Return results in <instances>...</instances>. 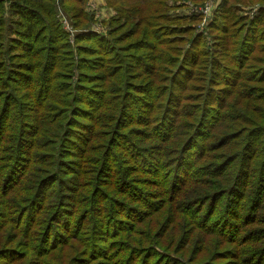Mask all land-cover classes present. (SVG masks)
<instances>
[{"label": "trees", "instance_id": "obj_1", "mask_svg": "<svg viewBox=\"0 0 264 264\" xmlns=\"http://www.w3.org/2000/svg\"><path fill=\"white\" fill-rule=\"evenodd\" d=\"M85 1L0 0V139L7 134V115H14L15 111L19 114L18 104H15L17 89L27 96L23 104L30 99L33 106H39L33 113L21 114L37 119L35 126L28 123L21 132L31 138L16 134L4 155L9 157L0 160V203L1 195L7 191L23 186L27 193L18 210L7 199L0 205V214L6 217L0 221L1 228L9 222L17 232L27 235L26 238L31 240V251L37 257L33 264H42L39 256L52 254L57 248L64 249L60 247L64 239L54 244L55 237L71 230L65 235L72 236L73 231L88 232L85 236L89 242L84 253L75 250L79 258L74 256L73 261L77 264L88 263L96 256H101L100 262H108L116 251L117 255L122 253L118 264H143L144 256L158 259L153 246L142 247V255L135 258L129 244L115 239L120 233L135 231L140 223L142 226L143 216L150 215L153 210L139 211L132 207L136 202H130L123 206L122 219L111 212L98 227H85L84 223H76L72 218L83 220L88 213L86 209L74 207L64 214L63 201H57L50 210L52 217L42 219L39 215L50 208L43 204L44 201L53 198L46 190H59L68 177L62 178L58 185L55 168L43 173L39 171L33 181L22 184L34 164L43 161L40 158L43 152L38 153L41 144L50 145L51 137L56 141L61 121H67L65 116H59L56 121L51 118L57 110L55 106L75 102L83 96L74 93L68 83L76 68L79 79H83L78 88L89 89L93 101L99 103L96 109L104 111L98 123L103 138L114 127L118 133L113 134L112 141L118 136H126L133 125L128 124L125 128L121 125L125 122L123 118L132 113L136 128H146L150 136L159 140L158 147L165 149L171 144L168 139L175 136L176 117L183 115L191 119L187 125L189 133L177 149L174 147L172 155L165 162L145 157L141 164L148 169L143 171L155 177L158 193L174 204L188 185L195 186L194 192L201 188L199 185L219 186L200 199L189 198L192 202H187L186 211L190 206H194L195 211L196 206L200 207L201 210H197L203 212L195 220L196 225H200L206 234L220 235L221 243L239 241L232 233L242 236V227L264 222V154L254 145L250 155L244 153L254 135L264 132V124L248 127L252 124L249 123L252 118L248 116L251 101L260 98L264 102V97H258L256 93L258 88L264 89L257 85L264 83V0H222L205 27L206 34L214 41L211 47L207 46L206 34L194 33V24L199 22V17L194 13L188 17H170L168 0H113L116 14L106 21L108 30L103 34L84 31L81 22L90 19L83 11ZM255 1L261 5L252 18L239 12V4ZM57 5L69 13L77 30L73 37L75 52L55 18ZM86 41L92 45L82 44ZM85 54L95 57H83ZM73 57H78V62L74 63ZM95 69L103 74L86 72ZM191 88L197 90V96L189 97ZM38 93L42 98L35 103ZM230 96L234 98L231 100ZM262 137L264 140V134ZM193 146L195 151L191 149ZM21 148L24 149L19 154ZM140 148L144 149L139 147L135 152H142ZM171 150L164 151L168 154ZM21 160L28 164L23 166ZM251 178L256 182L250 183ZM224 182L228 184L223 187ZM132 199L144 203L139 196ZM219 205H226L225 211L214 215L216 212L212 207ZM135 215L138 216L133 223L124 225L127 217ZM65 218H69L68 224L63 221ZM59 226L61 230L55 233L54 227ZM101 231L107 233L99 235ZM250 231L253 235L241 242L243 247L240 249L224 246L218 250L220 257L231 258L226 264H264V246L253 250L247 248L249 244L264 240V229L259 232L257 227H252ZM146 238L152 239L150 231ZM114 239L118 243L110 245ZM35 241L38 242L36 245ZM109 246L110 250L104 252ZM1 249L0 264H13L26 256L17 248ZM209 249L210 246L200 252L209 254ZM195 264L215 263L213 259L209 262L205 259Z\"/></svg>", "mask_w": 264, "mask_h": 264}, {"label": "rangeland", "instance_id": "obj_2", "mask_svg": "<svg viewBox=\"0 0 264 264\" xmlns=\"http://www.w3.org/2000/svg\"><path fill=\"white\" fill-rule=\"evenodd\" d=\"M109 2H111L112 5ZM221 2L222 0H168V14L170 17H188L186 14L187 8L194 7L200 9L207 6L209 9L206 11V14L210 13L205 17V20L208 23V21L211 20L215 9ZM239 5L240 9L243 11L257 6L259 8L261 4L258 1H255ZM113 6V0H86L82 7L83 11L90 15V19L87 22H81L85 26L84 31H95L100 34L106 32L108 30L106 21L116 14V9ZM194 14L200 19L199 22L196 21L194 24V33H202L205 35V27L208 24L203 25L204 14L197 11ZM55 18L57 22L60 23L62 30L68 36L70 46L75 52L76 44L73 42V37L77 30L73 27L71 16L57 5L55 7ZM204 38L207 41V46L211 47L214 41L209 34L207 33ZM82 44L92 45L88 41L83 42ZM90 53H92V51ZM89 55L91 54H85L83 57H95ZM214 58H219V56H215ZM73 59L74 63L78 62V57H73ZM208 59L209 61L211 60L210 58ZM86 72L87 74H103L102 71L97 69L94 71L87 70ZM79 78V72L74 68L68 83L74 93L83 96L79 97L75 102H70L61 105L60 107L55 106L57 110L51 114V118L56 121L59 116H65L67 121L65 122L64 119L61 121V130L56 141H54L55 138L51 137L48 140L50 145L45 146L41 144L38 153L43 152L40 157L43 161L39 164H34L31 168V174L28 175L22 183L25 185L30 181H33L34 177L39 175V171L43 173L42 171L55 168L56 173H58L57 176H55L57 177L58 185L63 181L62 178L68 177L65 181V185H61L59 190H46L47 193H49V196L53 198L44 201L43 204L50 208L39 215V217L42 219L52 217V215H50V210L51 207H53V203L63 201L61 208H63L64 211L62 213L66 214L67 210L70 211L74 207L78 209H86L88 213L83 220L80 221L79 217L75 219L72 218V220L76 223H84L86 225L85 227L92 225L98 227L103 219L106 218V214L108 215L111 212L115 217L122 219L121 211H123V206L125 204L128 205L130 202H136V204L132 206L135 207V209L141 211L146 208V210L153 211L150 215L143 216L142 221L144 222L142 226H140V223L136 226L137 229L135 231L128 232L127 234L120 233V235H116L115 239L120 243L129 244L131 247L130 252L135 258L142 255V247L153 246L156 255L158 256L157 261L154 259H148L147 256H144L142 259L143 264H157L158 262L159 264H167L169 262L170 264H195V262L203 261L205 259H207L208 262L213 259L215 264H226V262L231 261V258L229 256L228 258L220 257V254L218 253L219 249H223L224 246L232 249H240L243 247L241 242L253 235L252 231H250L252 227H257L259 232L264 229V222L259 221L249 227L244 226L242 227V236L232 233L239 237V241L234 243H221L220 235H209L202 231L200 225H196L195 220L198 219L203 211L199 213L201 208L198 206H196L197 212L194 210V206H190V210L186 211V207H188L187 202H192L189 198L197 197L196 199H200V197L218 189L219 186L213 187L209 184L199 185L201 188L194 192L193 190L195 186L191 184L185 188L181 196L176 197L175 204L173 202L165 201L163 194L158 193L160 190L156 186L157 182L155 181V177H151L148 173H144L143 169H148V167L141 163H143L145 157H151L152 159L156 158L158 162H165L166 159L172 155L174 149H177L180 143L186 138L190 129L187 125L190 123L191 119L186 118L183 115L176 117L178 119V125L176 132L174 133L175 136L168 139L171 141V144L165 148L172 149L168 154L165 153V149H160L158 147L159 140L150 136V134L146 132V128L144 130H138L136 128V120L133 118L134 116L132 113L127 114L123 118L125 122L121 125L122 128H125L128 124L133 125L126 136H118L112 141L113 134L118 133L117 128L114 127L108 134H105L106 138H103L98 123L102 119L101 113H104V111L98 108L96 109V106L99 103L97 104L93 101V96L89 89H86L84 86H80V89L78 88L79 83L82 84L83 82V79ZM257 85L264 86V83H258ZM194 87L196 88V86ZM195 88L189 89V97L198 95ZM16 92L18 93V97L15 104H18L19 114L15 111L14 115L8 114L6 117L5 124L7 126V134L4 139H0V155H2L0 160L2 157H9L4 155L7 153L10 143H13L16 134L18 137L22 136L26 139L31 138L26 132H23L21 135L22 129L25 125L28 123H31L32 126L36 125L37 119L33 120V117H27V114L22 116L21 114L24 112H28V114L33 113L37 111L39 106H33L30 99L26 104H23L22 101L27 96H25V93H23V90L21 89H17ZM256 93L258 97H264V89L258 88ZM36 97L37 99L35 98V103L42 98L39 93ZM232 98L234 97L230 96L231 100ZM189 101L191 102L192 100ZM248 107L251 109V111L248 112V116H251L250 118H252V122H249L252 124H248L249 129H251L250 125L264 124V102H261L260 98H258L257 100H252ZM262 134H264V132H257L256 135H254L252 143L245 148V155L251 154L252 145L255 146V149H261L259 152L264 154V140ZM101 140L104 141V143H100ZM111 141L112 143L110 144ZM153 146H155V148H152ZM139 147H144V149L140 148L143 149L142 152H135ZM23 149L24 148H21L19 154L23 152ZM191 149L195 151L194 146L191 147ZM20 162L23 166L28 164L25 160H21ZM198 165H200L199 162ZM0 167L2 166L0 165ZM262 177L264 178V174H262ZM251 179L248 180L250 183L251 181L253 183L256 182L255 179ZM227 184L228 182H224L223 187ZM133 188L137 189V191H133ZM26 195L27 193L24 191V187L21 186L17 190L3 193L1 195V201L3 203V201L7 199L6 201L15 206V210H18L21 208ZM58 195L59 199L57 200ZM133 196H139L144 203L135 201L134 199L130 200ZM159 201L160 204L157 205ZM2 203H0V205ZM225 206L219 205L212 207V209L214 208L213 211L216 212L214 215H219L220 211H225ZM134 211L135 210H126V212ZM153 213H155L154 216H152ZM214 215L211 216V219L214 218ZM137 216L138 215L127 217L124 225L133 223ZM5 218L6 217L0 214V221ZM156 218L157 222H155ZM152 219H154V221H152ZM32 220H35L34 217H32ZM63 221H65V224H68L69 218H65ZM77 227L78 225L76 228ZM233 229L238 231L236 227ZM53 230L56 233V231L61 230V226L58 228L54 227ZM71 231H66V233L70 234ZM147 231L151 232V240H146V236L148 235ZM86 233L88 232L79 233L78 231H73L72 236L59 234V236L55 237L57 241H54V244H57L58 241L64 239V242H62V245L60 246L64 247V249L57 248L52 254L39 256L38 260H40L42 264L74 263V256L79 258L78 253H84V249L88 246L87 243L89 242V239L86 240L88 237L85 236ZM106 233V231H101L99 235H104ZM26 236L25 233L22 234L21 232H17L9 222L5 228H1L0 226V247H11L12 249L17 248L19 251H22L23 254H26L25 258L18 260L13 264H33L37 260L35 254L31 251V240L26 238ZM37 236L38 234L36 237ZM105 240L106 238L104 241ZM116 240L110 242V245L118 243ZM37 243V241L34 242L35 245ZM67 244L68 247H65ZM209 246V254L200 252L201 249ZM259 246H264V240L249 244L247 248L253 250ZM1 248L0 251L2 250ZM75 250H78L77 255ZM109 250L110 246L107 247L104 252H108ZM6 255L8 256V254ZM100 257L101 256H96L93 257V259L89 257L91 260H89L88 263L82 264H118V260L122 257V253L117 255L116 251L108 262H100ZM190 259H193L192 261L194 262H191ZM76 261L78 262V260ZM166 261L169 262L165 263Z\"/></svg>", "mask_w": 264, "mask_h": 264}, {"label": "built area", "instance_id": "obj_3", "mask_svg": "<svg viewBox=\"0 0 264 264\" xmlns=\"http://www.w3.org/2000/svg\"><path fill=\"white\" fill-rule=\"evenodd\" d=\"M208 7H202L200 9H196L194 7H191V8H187L186 10V14L189 15L191 13H195L196 11L197 12H202L204 14V18H203V25L207 24V21L205 20V17L209 15V13L206 14V11H208ZM258 9V6L257 7H254L252 9H245V10H241L239 11L242 15H247L249 18H252L255 13H256V10Z\"/></svg>", "mask_w": 264, "mask_h": 264}]
</instances>
